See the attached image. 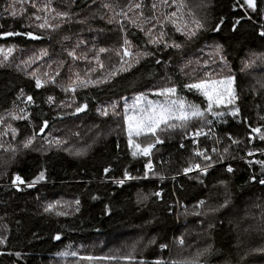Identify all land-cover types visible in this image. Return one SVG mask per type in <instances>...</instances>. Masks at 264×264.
I'll return each mask as SVG.
<instances>
[{
  "label": "trees",
  "instance_id": "16d2710c",
  "mask_svg": "<svg viewBox=\"0 0 264 264\" xmlns=\"http://www.w3.org/2000/svg\"><path fill=\"white\" fill-rule=\"evenodd\" d=\"M107 1L109 0H104V2ZM10 2L11 0H0V11ZM68 2L69 0H66L62 3L63 6L65 7ZM204 2L209 4L204 17L212 24L217 22L221 15L230 19L235 15L230 10L233 0ZM100 3L101 0H95V3L93 0H76L71 8L75 13L84 10L89 12L94 7L99 10L95 19H87L89 24L76 25L80 27L79 31H84V34L90 32L92 35L98 36L97 40H88V48H91L93 43L99 47H107L109 39H121L122 34L118 25H109L106 20L99 19V15L103 11ZM93 12L95 11L93 10ZM0 24L4 25V30H29L21 29L20 22H14L10 17L0 18ZM124 25L127 28L128 38L135 45H143V34L135 28H130L125 22ZM258 30L259 21L256 22L255 31L252 24L245 22L240 33L235 34L239 38L229 39L225 43L229 66L236 77L235 83L241 97L239 105L242 116L247 117L248 124L252 127L264 124V121L259 120L257 115L258 113L264 115V89H260L257 83L263 81L264 62L257 61L254 68L253 65L244 72H241V67L242 61L252 58L253 53H257V55L264 53V47L260 45L261 39L256 34ZM69 32L74 33V36L77 34L74 28ZM232 35L227 28L219 35L212 32L202 33L198 40L190 44L188 52L194 54L202 46L201 59H206L211 52L209 44L224 42L221 37ZM47 42H49L48 39L30 41L14 37L0 40V46L15 45L16 49L27 51ZM174 52L175 50H171L169 54H174ZM163 53L166 52H156L154 57L142 60L131 71L113 78L108 85L81 90L77 93L76 101L78 103L87 101L89 104L87 114L94 115L95 108L103 102L140 93L166 75H169L172 81L177 84L188 82L179 70L180 62L185 59L171 58L169 60L170 56H162ZM156 59H160L161 64L157 65ZM29 73V70L17 67L14 62L12 65L0 67L1 112L13 110L14 102L19 107H24V104L16 99L20 89H23L26 94L33 95L36 99V105L28 107V111L33 116L31 124L26 121H18L15 124V127L19 129L18 140L21 141L34 131L38 132L44 119L49 121V126L41 136L52 132L60 122L58 115L60 107L58 105L60 101H63L58 87L48 86L40 90L35 89ZM253 88L256 89L255 94ZM180 94L186 96L189 101L202 102V97L188 92L186 89H182ZM48 95L55 97V103L51 106L44 103ZM226 119L228 123H214L211 127L218 131V135L222 136L228 132L244 139L245 143L239 148L234 147L236 150L233 155L237 157L236 160L225 162L233 165L234 174L224 171L226 164L217 165L204 178L208 185L207 189L183 175L177 177L176 180L171 179L181 168L187 166V158L192 148L191 141L182 140L181 134L175 139H165L163 145L157 146L159 151L154 156L156 170L163 173L168 179L160 181L155 177H150L148 180H139L140 182L129 181L122 188L112 184L105 177L103 168L112 166L113 171L109 176L120 177L125 168L132 175L142 176L143 164L146 162V158L134 159L131 156L128 142L122 137H110L94 143L82 158L71 157L62 151L55 150L46 153L35 152L17 162H11L4 168L5 172L0 173L2 175L0 178V235L9 237L7 247L0 246V251H18L21 253V257L17 259L14 256H0V264H52L54 256L66 250L69 245L85 244L97 235L112 239L116 235H128V233L134 234L130 235L132 239L144 236V243L152 236L157 238V244L149 246L143 252V256L149 261L158 256L177 260L190 257L194 253L193 251L201 248L200 242L203 241L207 244L213 243L216 251L213 256L202 257V260L207 259L211 264H237L239 254L248 245L260 242V236H254L253 230L245 232L244 229L257 224L261 212L264 211V186L250 181L252 175H259V165L250 167L240 160V157L246 156L247 148L253 147V145L264 147V145L258 140L254 144H248L246 137L250 128L243 123H237L231 117ZM181 142L186 145L184 149L179 148ZM117 144H119V148H117ZM203 145L206 147L210 144L206 142ZM256 159H264V156L252 158V160ZM162 161H168V163H162ZM42 168L46 170V180L34 188L17 191L11 187L10 177L13 173H18L30 180ZM190 175L195 176L196 174L191 173ZM220 179L229 181L232 205L227 215L223 217V231H218L214 239L209 241L201 226L196 222V218L183 215V206L187 205L190 209L196 199H206L208 196H212L214 201L217 198L222 200V196L218 195L222 189L213 187ZM160 188L164 189L165 199L173 206L172 215L168 214L166 206L163 204L148 201L145 202L147 204L145 207L143 204L137 203L138 194H150ZM172 191L176 192L175 197L171 196ZM93 195L99 196L100 199L92 200L91 196ZM60 196H65L67 200L73 202L79 198L81 201L80 212H75L73 202L60 201L61 205H65V207L57 210L66 211L69 215L56 216L54 213H44V203H51ZM152 200L155 198L153 197ZM177 200L180 201V204H177ZM105 204L109 205V215H104ZM153 216L157 219L153 220L152 224H146L145 222L152 220ZM229 220L232 221V224L228 223ZM236 225L239 227L237 228ZM57 234L61 236L59 241L52 238ZM180 236H183L185 241L183 247L175 240ZM159 243H166L169 247L161 252L158 247Z\"/></svg>",
  "mask_w": 264,
  "mask_h": 264
},
{
  "label": "snow or ice",
  "instance_id": "6c2138e0",
  "mask_svg": "<svg viewBox=\"0 0 264 264\" xmlns=\"http://www.w3.org/2000/svg\"><path fill=\"white\" fill-rule=\"evenodd\" d=\"M76 0H69L65 5L67 10H58L53 5V0H11L6 7L0 11V18H11L14 22H20L21 29L29 30H4V25L0 24V40L9 38L21 37L30 41H40L53 39V34L57 33L65 24L73 22V16L78 13L71 11ZM95 3V0H93ZM209 4L201 0L199 4H192L189 0H128L125 7L119 8L109 2L101 0L100 7L107 11L106 14H100L99 19L106 20L107 24H116L119 26L121 35V43L118 47H97L95 43L91 49L79 51L82 45H86V41L77 39L72 44L71 48L63 47L65 42L71 40V36L64 35L58 41L62 45L63 51L67 57L71 58L73 65H69V75L66 81L60 80V69L64 66L63 60H53L46 64L48 71H40L35 69L28 75L34 82V87L37 90L44 89L48 86L60 88L66 96H70L69 102L60 101L58 107L74 109L67 112L66 115L78 116L87 114L89 104L87 101L78 103L75 96L78 90L95 88L102 85H108L113 78L122 73L131 71L142 60H147L156 55V52L167 51L173 49L176 52H183L186 44H192L198 40L202 33L212 32L219 35L225 28L228 29L232 36L221 37L224 42H216L211 45V52L206 59H187L179 65L180 73L186 77L189 82L177 84L172 81L170 76H165L162 86H153L148 92H140L132 98L131 103L126 97H120L123 100V110H119V103L112 101L107 105H100L95 108L96 113L101 117H119L122 119V128L126 134L128 146L131 150V156L136 158H146L143 164V175H132L125 168L120 177L109 176L113 171L112 166L103 168V174L112 184L118 187L125 186L129 181L147 180L150 177H155L160 181L168 179L163 173L156 170L154 166V156L159 151V145L165 143L164 137L170 136L176 132L181 134V139H190L192 148L190 155L187 158V166L181 168L171 179L176 180L177 177L183 175L190 180H194L202 188L207 189L205 177L210 173V170L215 169L217 165L224 164L225 160H236L237 157L232 155V149L239 148L245 143L244 139L238 136H233L231 133L218 135L211 127L214 123H228L227 117H231L237 123H243L250 128L247 133V143L253 144L254 140H258L264 145V124L252 127L248 124L247 117L242 116L239 101L240 93L236 86V77L233 75L229 61L226 55L225 43L229 39H238L235 34L240 33V29L247 22L255 26L259 21V30L256 33L258 37L264 41V0H233L231 12L233 18L221 15L217 22L210 23L206 17H201L198 10H206ZM28 8L33 9L31 13ZM119 8V10H117ZM99 11V10H97ZM131 13L132 15H129ZM238 13V14H237ZM97 12H93L90 17L76 20V23H86L87 19H95ZM143 34V45H134L132 40L128 38L127 28L124 22ZM171 28L175 33H179L184 38L185 43H179L169 36L168 29ZM11 29V26H9ZM102 31V30H100ZM151 46L155 51L149 50ZM16 50L15 45L8 47L0 46V67H5V61L9 60L12 53ZM202 51V49H201ZM91 53V55H89ZM111 53L118 59V64L113 63L106 65L102 59L103 55ZM49 56L48 49L42 48L39 54H33L27 60L21 63L28 65L41 60L43 57ZM84 60L87 67L83 70H75V63ZM111 60V56H109ZM171 60V57H169ZM257 61L264 62V53L259 55L253 53L252 58L242 61L241 72L251 68ZM157 65L161 64L160 59H156ZM167 63V61H165ZM53 65L55 70L53 71ZM19 67V65H17ZM108 68L110 70L105 71ZM260 89H264V81H258ZM186 89L199 97H202L201 103L189 101L186 96L181 95V90ZM256 89L253 88L255 94ZM149 94L155 99H150ZM20 100L24 107H19L13 104V110L7 111V116L0 115V150L12 154L14 158L18 149L12 143H5L3 137L9 136L12 141L17 139L19 129L10 121H26L29 124L32 122V113L28 111L29 106L36 105V99L33 95L26 94L23 89L19 90L16 97ZM44 103L52 105L55 103V97L48 95ZM259 107V106H258ZM259 120L264 121V115L257 114ZM49 126V121L44 119L39 126V131H34L31 135L25 136L20 141V146L26 150L45 151V145L48 148L53 146L62 147L63 150L69 151L70 154L82 156L86 154V149H76L74 152L67 147L68 141L59 137L49 135L41 136ZM93 128H99V125H93ZM207 127V131H205ZM91 131V128L89 129ZM253 134H255L253 136ZM79 135V133H74ZM42 140L39 149L35 148L37 138ZM212 140L213 147L211 149L200 146V138ZM99 138V133L97 134ZM227 141V142H225ZM88 147H91L89 145ZM186 145L181 142L179 148L184 149ZM119 148V144H117ZM264 156V147L253 145L246 149V157H252L256 153ZM244 156L240 160L248 166L259 165V175H252L250 181L257 182L264 186V159H247ZM7 161L0 163V166H7ZM168 163V161H162ZM224 171L228 174H234L235 168L232 164H226ZM195 173V176H191ZM6 174V173H5ZM46 180V170L43 168L34 175L32 179H25L18 173H13L10 177L11 187L17 191H22L23 188H34L37 184ZM183 186L181 185V188ZM213 187L222 189L218 195L221 199H215L208 196L206 199H196V202L189 209L184 205L183 215L185 217L191 215L196 218V222L201 226L202 231L206 234L207 239L212 241L218 231H223L224 219L227 215L230 206L232 205V193L229 190V181L220 179ZM171 196L175 197L176 192L172 191ZM155 200H152V198ZM92 200L100 199L99 196H91ZM152 201L166 206V211L169 215L173 214V206L165 199L163 188L153 191L150 194H138L137 203L147 207L145 202ZM75 212H80L81 201L79 198L73 202ZM177 204L180 201L177 200ZM60 201L47 203L43 211L44 213H54L56 216H67L68 212L57 210L63 208ZM259 207V205H258ZM104 215L110 214L109 205H104ZM179 216V214H177ZM203 218V219H201ZM157 218L153 216L152 220H148L146 224H152ZM232 224V221H228ZM238 228L239 225H236ZM250 230L258 231L260 234V242L248 245L242 253L239 254L237 264H264V211L261 212L257 224L250 225L244 229L245 232ZM54 240L61 239L60 234L52 237ZM9 237L0 235V246L7 247ZM176 242L183 247L185 241L183 236L176 237ZM242 243V242H241ZM157 244V238L152 236L144 243V236H139L131 241H125L120 247L109 249L108 252L95 255L92 253L81 254L79 249H72L69 245L66 250L61 251L58 255L67 260L72 258V264H211L207 259L201 258L213 256L215 249L213 243H208L203 248L197 250L190 256L180 260L165 259L158 256L151 261L145 259L143 252L146 248ZM83 247V246H81ZM161 252L169 247L166 243H159ZM0 256L21 257L20 252L0 251Z\"/></svg>",
  "mask_w": 264,
  "mask_h": 264
},
{
  "label": "rangeland",
  "instance_id": "374dc122",
  "mask_svg": "<svg viewBox=\"0 0 264 264\" xmlns=\"http://www.w3.org/2000/svg\"><path fill=\"white\" fill-rule=\"evenodd\" d=\"M65 1L66 0H53V5L58 10H66V8L62 4ZM204 1L207 2L208 0H204ZM107 2L112 3L114 5H118L119 8H123L127 5L128 0H109ZM146 2H147V0H146ZM189 2L194 4V5L201 3L200 0H189ZM119 8L117 10H119ZM93 10L95 12H97L98 8L94 7L89 12H87V10L76 12V13H78V15L73 16V18H72L73 22L69 23V24H65L61 30H59L57 33H54L53 39L51 41H49L43 45L36 46V47L32 48L31 50H27V51H21V50L16 49L12 53V56L9 57V60L5 61V64L6 65H12V63L14 62L15 65H19L20 67H23L24 69L29 70V72H32L33 70L38 69V68L40 69V71H48V69L46 67L47 63H50L53 60H63L64 66L60 69L59 79L66 81L67 77L69 75V65H73V61L71 60V58L67 57L66 53L63 51L62 45L60 43H58V41L61 40L62 36L69 35V36H71V40L69 42H65L63 47L71 48L72 44L75 43L77 41V39H82V40H85L87 43H86V45H82L81 48L79 49V51H86L88 49H91L92 47L88 48V46H87V44L89 43L88 40H97L96 37H98V36H94L90 32H87L84 34V31H79L81 29L79 26H76V25H84L85 26L89 23L86 22V23L80 24V23H76L75 21L89 17V15L92 13ZM32 11H34V10L31 8H28L29 13H31ZM198 11H199V14L201 15V17H204L206 15L205 10H198ZM73 13H75V12H73ZM102 13L107 14V11L105 9H103ZM129 15H132V14L129 13ZM125 23H127V22L125 21ZM72 28H74L76 30L77 34L75 36H74V33L69 32V30ZM130 28H133V27L130 26ZM168 32H169V36L173 40H176L179 43H185L184 38L182 36H180L179 33H175L171 28L168 29ZM120 43H121V39L112 38V39H109V41L107 42V47L108 48L118 47L120 45ZM189 46H190V44L185 43V48H184V51L182 53L175 51L174 54L170 55L169 53L173 49H169L167 51H164L166 53H163L162 56H168V57L170 56L172 59H178V60L201 59L200 54H202V52H203V50L201 51L202 46H200L201 48H199V50L196 51L194 54H191L188 52ZM209 46H211V44H209ZM97 47H99V46H97ZM101 47H103V46H101ZM148 47H149V50L155 51V49H152V47L150 45ZM42 48L48 49L49 56L43 57L41 60H38L35 63H31L28 65L21 63L22 61L27 60L28 56H30L31 54H32V56L34 53L39 54V51ZM206 52H209V50H206ZM255 54H257V53H255ZM89 55H91V53H89ZM109 56H111V60H109ZM2 59H3V57L0 56V60H2ZM102 59L104 60V63L106 65L113 64V63L118 64L117 57H115L111 53H109L107 55H103ZM181 63H182V61L180 62V64ZM255 66L256 65L254 64L253 68ZM74 67H75V70L83 71L87 67V64L84 60H80V61H77L75 63ZM172 69L177 70L173 67H172ZM52 70L53 71L55 70V65H53ZM108 70H110V69H108V68L105 69V71H108ZM167 76H169V75H167ZM263 81H264V76H263ZM163 84H164V79H161L160 81H158V82L152 84L151 86H148L147 88H145L142 92H148V90L151 89L153 86L158 87V86H162ZM59 90L61 91L60 88H59ZM81 90H83V89H81ZM81 90H78V92H80ZM137 94H139V93H137ZM137 94L126 97L128 99V102L131 103L132 98ZM61 96L63 97V101L69 102L70 96H66L63 91H61ZM76 96H77V94H76ZM76 96H75V99H76ZM149 98L155 99V97L151 96L150 94H149ZM112 101H117L119 103V105H120L119 110L122 112L124 102L121 99L105 101L100 105H107L108 103H110ZM59 109H60V111H58V115L60 116L59 117L60 122L58 123L57 127L52 132H49L47 135L50 134L52 137H59L61 139L67 140L68 141L67 147L70 150H72V152H74L76 149H86V154H87L89 152V149H88L89 145L92 146L94 143H96L102 139H106V138H110V137H122V138H125L127 141L126 134L123 133L122 128L117 127V125L122 126V123H123L122 119L119 117H112L111 114L108 117H101L97 113H95L94 115H92V114H80L78 116H70V115H66V113L70 112L74 109H67V108H62V107H60ZM0 115L7 116V112H1L0 111ZM8 122H11L13 124V126H15V124H17L18 121H10L9 120ZM93 125H99V128H93L92 127ZM90 128H91V131L89 130ZM206 129H207V127H205V130ZM0 130H2V128H0ZM74 133H79V135L78 136L74 135ZM98 133H99V138H97ZM178 135H180V133L176 132L170 136L166 135L164 137V139H168V138L169 139H175ZM2 139L5 143H12L18 149L14 158L12 157L11 153L4 152V151L0 150V163H2L3 161H7L8 162L7 165L10 164L11 162H17L19 159L26 157V156H29L30 154H33L35 152H45L46 153V152H50V151L59 150V151L66 153L68 156L77 157V158H82L83 156L86 155L85 154L82 156H77L74 154H70L69 151L63 150V146L62 147L53 146L51 148H48L47 145H45V149H46L45 151L26 150V149H23L22 146H20L21 140H18V136H17V139L15 141L11 140L10 135L3 137ZM41 143H42V140L38 137L36 142H35V148L39 149ZM235 150H236L235 148L232 149V155L234 154ZM136 159H139V158H136ZM231 161H233V160H231V159L225 160V162H231ZM225 162H224V164H228ZM4 168H5V166H0V173L5 172ZM6 172H8V171H6ZM1 176L2 175L0 174V178H1ZM137 182H140V181L138 180ZM55 201H63L64 203H72L73 202L72 200H67L65 196L57 197L53 202H55ZM47 203H49V202L44 203V205H46ZM260 212H261V210H260ZM253 232H254V236H260L258 231H253ZM130 235H134V234H130V233H128V235H120L119 234V235H116L112 239H109V237L97 235L85 244L72 246V249L73 250L79 249L82 255L87 254V253L100 255V254L108 252L109 249H114V248L120 247L125 241L133 240ZM200 244H201V248H203L207 245V243H204L203 241H202V243L200 242ZM81 246H83V247H81ZM195 251H193V252H195ZM52 264H72V258H68L67 260H65L64 258H61L57 254L54 256V258L52 260ZM82 264H87V262H82Z\"/></svg>",
  "mask_w": 264,
  "mask_h": 264
},
{
  "label": "built area",
  "instance_id": "2783aa9c",
  "mask_svg": "<svg viewBox=\"0 0 264 264\" xmlns=\"http://www.w3.org/2000/svg\"><path fill=\"white\" fill-rule=\"evenodd\" d=\"M260 45L263 47L264 46V41H262V40H260ZM205 131H207V130H205ZM216 132V131H215ZM217 133V132H216ZM188 141H190V139H187ZM257 140H254L253 141V144L256 142ZM208 143V144H210V146H211V148L213 147V142H212V140H209V139H205L204 137H201L200 138V146L202 147V145L204 144V143ZM211 142H212V144H211ZM210 148V149H211ZM257 156H260V154L257 152L254 156H252V157H246L247 159H252V158H255V157H257ZM150 179V178H149ZM148 180V179H147ZM24 189V188H23Z\"/></svg>",
  "mask_w": 264,
  "mask_h": 264
},
{
  "label": "crops",
  "instance_id": "0c3cea01",
  "mask_svg": "<svg viewBox=\"0 0 264 264\" xmlns=\"http://www.w3.org/2000/svg\"><path fill=\"white\" fill-rule=\"evenodd\" d=\"M216 132H217V134H218V131L215 129V128H213ZM206 130H208V129H206ZM202 147H205L204 145H202ZM207 148H211V146L210 145H208V146H206Z\"/></svg>",
  "mask_w": 264,
  "mask_h": 264
},
{
  "label": "water",
  "instance_id": "95a60500",
  "mask_svg": "<svg viewBox=\"0 0 264 264\" xmlns=\"http://www.w3.org/2000/svg\"><path fill=\"white\" fill-rule=\"evenodd\" d=\"M41 135V134H40Z\"/></svg>",
  "mask_w": 264,
  "mask_h": 264
}]
</instances>
